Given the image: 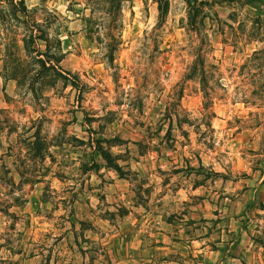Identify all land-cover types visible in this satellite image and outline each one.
Segmentation results:
<instances>
[{
  "label": "rangeland",
  "instance_id": "374dc122",
  "mask_svg": "<svg viewBox=\"0 0 264 264\" xmlns=\"http://www.w3.org/2000/svg\"><path fill=\"white\" fill-rule=\"evenodd\" d=\"M24 1L0 0V264H264V0Z\"/></svg>",
  "mask_w": 264,
  "mask_h": 264
},
{
  "label": "trees",
  "instance_id": "16d2710c",
  "mask_svg": "<svg viewBox=\"0 0 264 264\" xmlns=\"http://www.w3.org/2000/svg\"><path fill=\"white\" fill-rule=\"evenodd\" d=\"M6 1L8 2L9 7L13 11L21 12L25 15H27L29 13L24 0H6ZM155 1L157 3V8H158V24H160V23H163L165 20L166 13L168 11L169 1L168 0H155ZM185 1L191 7L193 16H196V15H194L195 14L194 12L197 13V11L200 9V6L198 5L197 0H185ZM120 2H121V0H117L118 9L120 7ZM200 3H202V2H200ZM66 73H68L69 75H71L73 77L72 79H70L71 84L74 86H77L79 84L78 78L75 75L70 74L69 72H66ZM60 75L64 78L67 77L63 74H60ZM86 167H88V166H86ZM86 169H89V168H86Z\"/></svg>",
  "mask_w": 264,
  "mask_h": 264
}]
</instances>
